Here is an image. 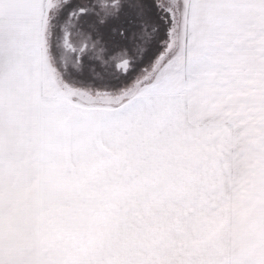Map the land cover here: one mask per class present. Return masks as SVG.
<instances>
[{
  "label": "snow or ice",
  "instance_id": "snow-or-ice-1",
  "mask_svg": "<svg viewBox=\"0 0 264 264\" xmlns=\"http://www.w3.org/2000/svg\"><path fill=\"white\" fill-rule=\"evenodd\" d=\"M0 264H264V0H0Z\"/></svg>",
  "mask_w": 264,
  "mask_h": 264
}]
</instances>
